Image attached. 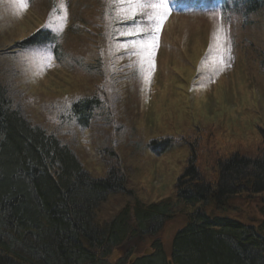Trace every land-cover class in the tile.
Instances as JSON below:
<instances>
[{
  "label": "rangeland",
  "instance_id": "374dc122",
  "mask_svg": "<svg viewBox=\"0 0 264 264\" xmlns=\"http://www.w3.org/2000/svg\"><path fill=\"white\" fill-rule=\"evenodd\" d=\"M181 1H173L181 13L166 19L155 50V68L145 83L133 50L117 47L141 39L142 34L120 39L115 35L135 23H147L146 16L115 19L107 0H66L68 19L58 35L41 27L54 0H29L23 15L15 14L9 0H0V83L13 108L69 148L91 177L118 173L132 193L110 195L96 211L97 224L114 218L134 199L144 205L175 203L189 146H196L200 169L211 179L217 160L235 152L250 157L264 154V11L223 15L229 17L223 27L231 37L232 51L221 68L210 51L211 34L221 19L184 16L189 5ZM214 4L206 0L199 5ZM120 22L131 23L119 29ZM40 30L58 36L59 49L51 66L38 71L42 57L51 56L47 45L19 49L15 44ZM82 98L99 102L86 127L70 110ZM166 137H174L172 147L155 154L152 143ZM226 204V210L211 204L205 211L256 228L264 224V192ZM186 222V215L175 210L157 234L167 258L174 234ZM151 241L148 237L136 243L132 259L150 252ZM124 251L117 247L109 262H116Z\"/></svg>",
  "mask_w": 264,
  "mask_h": 264
},
{
  "label": "trees",
  "instance_id": "16d2710c",
  "mask_svg": "<svg viewBox=\"0 0 264 264\" xmlns=\"http://www.w3.org/2000/svg\"><path fill=\"white\" fill-rule=\"evenodd\" d=\"M239 2L241 6L223 9V15L264 11V0ZM41 43H54L57 59L59 44L48 31H37L15 47ZM98 105L94 98L79 99L70 107L71 115L86 127ZM174 140L166 137L152 144L161 155ZM189 152L176 183L175 203L144 205L134 199L114 218L97 224L96 211L110 195H132L124 178L114 172L91 177L69 148L13 108L0 83V264H264V225L256 229L205 211L211 204L222 210L229 200L263 193L264 154L235 152L217 160L211 179L200 169L196 146H189ZM175 210L187 222L174 234L167 258L156 236ZM148 237L150 252L132 259L136 243ZM119 246L124 254L110 263Z\"/></svg>",
  "mask_w": 264,
  "mask_h": 264
},
{
  "label": "snow or ice",
  "instance_id": "6c2138e0",
  "mask_svg": "<svg viewBox=\"0 0 264 264\" xmlns=\"http://www.w3.org/2000/svg\"><path fill=\"white\" fill-rule=\"evenodd\" d=\"M16 15H23L29 6V0H9ZM107 6L115 10V19L135 20L137 16H146L147 23H135L120 32V35L142 34V38L130 44H118V48H131L138 58L142 77L145 83L150 81V73L155 68V50L159 46L160 33L163 25L172 12L171 0H107ZM150 9V11H146ZM219 17L223 21V10L214 11L210 18ZM112 18V17H110ZM68 19L66 0H54L48 19L42 28L51 29L56 34H62ZM210 51L215 53L214 63L221 68L228 64L227 55L231 59L232 41L229 32L218 24L211 34ZM51 56L44 55L43 65H38V71L43 66H51Z\"/></svg>",
  "mask_w": 264,
  "mask_h": 264
},
{
  "label": "bare ground",
  "instance_id": "6f19581e",
  "mask_svg": "<svg viewBox=\"0 0 264 264\" xmlns=\"http://www.w3.org/2000/svg\"><path fill=\"white\" fill-rule=\"evenodd\" d=\"M91 115H92V113H91ZM91 118H92V117H90V120H91ZM90 120H89V121H90ZM89 121H88V123H89ZM152 149H153V151L155 152V154H157L156 151L159 150L158 146L155 145V146L152 147ZM158 155H160V154H158ZM117 174H118V173H117ZM118 175H119V174H118ZM120 176H121V175H120ZM226 205H227V204H226ZM221 209L226 210L225 206H224L223 208H221ZM225 218H227V217H225ZM229 219H230V218H229ZM231 220H233V219H231ZM235 221H236V220H235ZM237 222H239V221H237ZM239 223H241V222H239Z\"/></svg>",
  "mask_w": 264,
  "mask_h": 264
}]
</instances>
